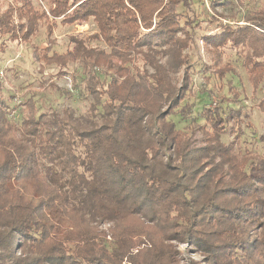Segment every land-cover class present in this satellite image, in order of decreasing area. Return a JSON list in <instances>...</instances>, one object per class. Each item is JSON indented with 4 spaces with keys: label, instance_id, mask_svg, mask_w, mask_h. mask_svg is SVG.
Here are the masks:
<instances>
[{
    "label": "trees",
    "instance_id": "1",
    "mask_svg": "<svg viewBox=\"0 0 264 264\" xmlns=\"http://www.w3.org/2000/svg\"><path fill=\"white\" fill-rule=\"evenodd\" d=\"M234 6L223 22L217 8ZM87 22L95 33L52 49L57 23ZM40 28L32 62L71 76L74 92L50 86L61 97L90 101L84 115L40 110L0 77V264H178L177 243L202 254L188 264H264V148L241 138L235 70L220 62L237 57L264 119V0H0V49ZM194 37L211 65L184 53ZM216 82L228 95L212 101Z\"/></svg>",
    "mask_w": 264,
    "mask_h": 264
},
{
    "label": "rangeland",
    "instance_id": "2",
    "mask_svg": "<svg viewBox=\"0 0 264 264\" xmlns=\"http://www.w3.org/2000/svg\"><path fill=\"white\" fill-rule=\"evenodd\" d=\"M9 0H2V2L6 5ZM34 3L38 2V0H32ZM43 5V4H42ZM208 5V4H207ZM253 5V4H252ZM256 5V4H255ZM207 7V6H206ZM209 7V5H208ZM246 7V6H245ZM206 11L211 15L212 13H216L206 8ZM205 11V12H206ZM217 14L223 15V22H228L231 20L238 21L239 19L236 16L238 11H244V7L234 6V7H218ZM241 14V13H240ZM215 15V14H214ZM220 18V17H219ZM208 23L210 18L207 17ZM211 27V26H210ZM96 32V28L91 22H87L83 25L78 24H70L63 25L57 23L53 32L51 34L50 39H55L56 44L53 46V50L62 53L68 47V39L70 37H82L87 36ZM48 35L45 32L44 28H40L37 35L31 37L27 43H16L8 40H4V46L0 49V71L3 72L2 80L4 83V89L14 93L16 101H22L27 98L29 95H33L36 106L43 110L44 107L47 108L49 105L55 107L56 109H61L64 107H69L73 109L76 115H84L87 112V107L89 104V99L87 98H77L76 95H73L71 98L61 97L60 93L51 89V85L64 89L66 91H73V82L70 75H59L58 69L51 65H46L43 62H32L30 59L31 51L34 46L45 47L49 40H47ZM2 41V39L0 40ZM194 44L192 47L187 48L184 53H186L191 61H195L197 59L201 60L202 63L210 64L213 58V54L208 52L203 48L201 42H199L194 37ZM162 63H166L171 78L174 83H181L183 77V68L173 69L171 65V60L168 56H163L161 59ZM221 64L230 63L234 67V74H230L227 78H230L236 87L241 92V102H236V106H240L243 109V123H242V136L246 139L250 140L252 149L257 152H260L263 148V142L259 140L260 136H264V119L262 114L256 107V101L251 94V84L248 81L247 73L245 69L241 66V63L235 59V56L232 54L231 56L224 57ZM75 64L69 65V71L75 72L74 68H76ZM213 69V68H211ZM192 77L193 84L195 85V89L201 90L204 88V79L200 74H194ZM211 83L208 86L213 85L214 80L210 81ZM206 83V82H205ZM213 92L211 95L212 101H216L219 95L227 96V87L224 85L222 89L219 86V83L216 82V85L213 87ZM72 93V92H71ZM60 94V95H59ZM214 104V103H213ZM202 121V120H201ZM199 121V122H201ZM202 123V122H201ZM249 127H248V126ZM192 128L196 129L191 137V146L202 147L205 145L203 142L202 134L197 131V126L193 124ZM185 133L188 135L189 129L184 128ZM233 135L224 134L221 137V141H230ZM176 250L179 251V262L178 264H188L190 259L196 261H203V257L201 253L194 252L192 247L187 244L177 243L175 244ZM136 252V249L133 250V253ZM122 264H129L126 259L123 260Z\"/></svg>",
    "mask_w": 264,
    "mask_h": 264
},
{
    "label": "built area",
    "instance_id": "3",
    "mask_svg": "<svg viewBox=\"0 0 264 264\" xmlns=\"http://www.w3.org/2000/svg\"><path fill=\"white\" fill-rule=\"evenodd\" d=\"M3 76V72H0V77H2ZM15 98V97H14ZM15 101H16V98H15Z\"/></svg>",
    "mask_w": 264,
    "mask_h": 264
}]
</instances>
